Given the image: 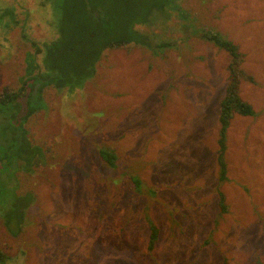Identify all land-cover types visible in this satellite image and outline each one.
<instances>
[{"label": "rangeland", "instance_id": "1", "mask_svg": "<svg viewBox=\"0 0 264 264\" xmlns=\"http://www.w3.org/2000/svg\"><path fill=\"white\" fill-rule=\"evenodd\" d=\"M64 1L0 0V93L27 81L0 106L4 264H264V0H178L185 22L153 0L151 28L137 27L156 33L152 44L108 49L84 83L64 71L58 89L29 97V73L48 77L42 43L56 39ZM203 30L236 44L253 79L239 86L254 116L230 120L222 184L218 113L230 57L201 40ZM167 40L174 46L154 45ZM12 211L24 222L12 223ZM146 218L158 230L151 251Z\"/></svg>", "mask_w": 264, "mask_h": 264}, {"label": "trees", "instance_id": "2", "mask_svg": "<svg viewBox=\"0 0 264 264\" xmlns=\"http://www.w3.org/2000/svg\"><path fill=\"white\" fill-rule=\"evenodd\" d=\"M155 2L160 3V8H163V12L169 14V17L173 12V15L177 13L176 17L181 18L182 22L187 20L188 15L186 13L183 12L181 15V8L177 5L178 0H155ZM151 3H153V0H65L63 2L64 8L60 10L62 16L58 21L61 27H59L58 37L51 43H44L43 52L39 49V52L43 53L42 66L48 73V77L46 79L41 78L45 76V72L41 77L38 75L33 77L29 73L27 78L31 77L30 81L32 83L30 84L31 90L29 89L28 96H33L35 88V94L37 91L41 92L45 86L58 89V83L67 82L63 80L55 82L63 76L64 71L73 74L76 83H84L93 76L96 63H98L102 53L108 49L128 45L145 48L147 45L152 44L156 40V33L148 34L139 30L141 27L151 28L148 25V18L152 10ZM147 5L150 9L141 11V7ZM75 11H80L82 14L78 15ZM138 26L139 29H137ZM181 30L184 31L185 27L181 26ZM140 35L142 37L139 41ZM198 37L225 51L230 57L227 69V84L223 98L219 102L218 113L220 129L218 131V150L216 152L217 179L218 183L222 184L227 181V165L224 155L226 131L230 120L235 115L242 117L254 116L253 108L240 98L239 86L241 82H252L253 79L241 68L244 55L236 44L223 38L219 33L210 30L201 31ZM174 44L175 42L167 40L158 41L154 45L169 49ZM26 83L27 81L24 82L23 89L21 88L18 92L0 93V106L10 101H16L17 97L23 95L26 91ZM98 156L110 168H115L116 158L112 152L100 149ZM220 184H218V187ZM132 185L137 192L140 191V180H135ZM215 192L218 197L217 204L220 214H225L228 209L225 195L219 188ZM10 215L13 218L12 223L16 222V216L18 222H24V213L12 211ZM146 222L149 229L148 250L151 251L158 239V230L148 218H146ZM8 259V256L6 258L5 255L0 253V264H4ZM222 264L227 263L223 261Z\"/></svg>", "mask_w": 264, "mask_h": 264}, {"label": "crops", "instance_id": "3", "mask_svg": "<svg viewBox=\"0 0 264 264\" xmlns=\"http://www.w3.org/2000/svg\"><path fill=\"white\" fill-rule=\"evenodd\" d=\"M43 5H45V3H44ZM56 34H57V37H58V32H57ZM57 37H56V38H57ZM44 43H46V42H44ZM44 43H42V46H43ZM50 43H51V42H50ZM40 50H41V48H40Z\"/></svg>", "mask_w": 264, "mask_h": 264}]
</instances>
